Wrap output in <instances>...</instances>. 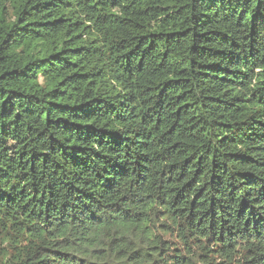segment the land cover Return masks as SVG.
Masks as SVG:
<instances>
[{"label": "trees", "instance_id": "16d2710c", "mask_svg": "<svg viewBox=\"0 0 264 264\" xmlns=\"http://www.w3.org/2000/svg\"><path fill=\"white\" fill-rule=\"evenodd\" d=\"M0 264H264V0H0Z\"/></svg>", "mask_w": 264, "mask_h": 264}]
</instances>
